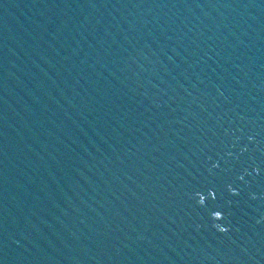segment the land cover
Here are the masks:
<instances>
[{
	"label": "water",
	"instance_id": "obj_1",
	"mask_svg": "<svg viewBox=\"0 0 264 264\" xmlns=\"http://www.w3.org/2000/svg\"><path fill=\"white\" fill-rule=\"evenodd\" d=\"M0 264H264V0H0Z\"/></svg>",
	"mask_w": 264,
	"mask_h": 264
},
{
	"label": "clouds",
	"instance_id": "obj_2",
	"mask_svg": "<svg viewBox=\"0 0 264 264\" xmlns=\"http://www.w3.org/2000/svg\"><path fill=\"white\" fill-rule=\"evenodd\" d=\"M233 191H235V189ZM201 202H203L202 199H201ZM220 215H221V213H219L218 216H220ZM217 227H219L221 231H226L227 230V228L225 226L217 225Z\"/></svg>",
	"mask_w": 264,
	"mask_h": 264
},
{
	"label": "snow or ice",
	"instance_id": "obj_3",
	"mask_svg": "<svg viewBox=\"0 0 264 264\" xmlns=\"http://www.w3.org/2000/svg\"><path fill=\"white\" fill-rule=\"evenodd\" d=\"M257 171L259 172V169H257ZM212 195L215 196V193L213 192Z\"/></svg>",
	"mask_w": 264,
	"mask_h": 264
}]
</instances>
